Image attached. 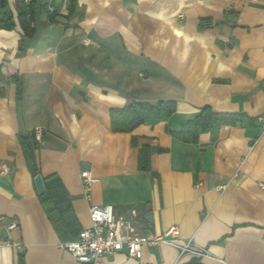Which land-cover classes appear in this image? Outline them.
Masks as SVG:
<instances>
[{
  "label": "crops",
  "instance_id": "1",
  "mask_svg": "<svg viewBox=\"0 0 264 264\" xmlns=\"http://www.w3.org/2000/svg\"><path fill=\"white\" fill-rule=\"evenodd\" d=\"M6 1L15 25L0 28V264H264V0H32L31 35L17 18L25 0ZM201 18L211 26L199 30ZM160 100L176 102L166 121L111 130L110 108ZM205 105L244 117L215 141L168 132ZM37 127L39 172L59 177L80 230L91 205L111 204L117 216L134 209L141 233L177 226L203 254L161 244L139 258L76 260L20 144ZM142 147L150 170L139 168ZM82 163L97 178L89 198Z\"/></svg>",
  "mask_w": 264,
  "mask_h": 264
},
{
  "label": "trees",
  "instance_id": "2",
  "mask_svg": "<svg viewBox=\"0 0 264 264\" xmlns=\"http://www.w3.org/2000/svg\"><path fill=\"white\" fill-rule=\"evenodd\" d=\"M17 18L24 34L31 35L34 31L31 25L33 20L32 1L29 3L21 2L19 4ZM14 25L13 15L7 1L0 0V28L12 29ZM210 26L211 22L208 19H200L199 30ZM175 110L176 102L174 100H160L155 103L133 101L123 107L110 108L111 130L114 132H129L141 124L155 125L166 121ZM243 117L244 114L242 113L216 112L205 105L200 108L194 117L182 123L178 130H169L168 132L173 137L187 143L197 142L201 133H209L211 141H215L221 126L235 125ZM19 140L31 174L33 177L40 174L34 154L36 148L34 133L21 135ZM149 155L150 149L147 147L139 149L138 164L140 169L150 170ZM42 180L45 190L42 194H39V200L55 231L64 241L76 239L80 228L72 214L68 192L59 177L55 174L42 176Z\"/></svg>",
  "mask_w": 264,
  "mask_h": 264
},
{
  "label": "built area",
  "instance_id": "3",
  "mask_svg": "<svg viewBox=\"0 0 264 264\" xmlns=\"http://www.w3.org/2000/svg\"><path fill=\"white\" fill-rule=\"evenodd\" d=\"M32 0H25L29 3ZM258 121L264 126V113L258 117ZM34 138L39 142L42 137V129H34ZM7 172L4 164L1 165V173ZM85 197H90V188L92 183L97 181L88 170L80 171ZM226 184H220L216 187L218 191L224 190ZM137 212L133 209L130 216L115 215L111 204L91 205L89 207L90 225L81 229L76 239L62 243L76 260L80 262H95L105 254L119 252L123 249L130 257L139 258L142 246H158L166 244L175 247L182 255L190 252L194 255H202L203 252L191 246L189 242H179V229L172 225L165 231L157 234L154 232L141 233L134 225L133 218ZM1 219V218H0ZM17 226L15 221L7 225L11 230ZM14 245L18 246L19 242Z\"/></svg>",
  "mask_w": 264,
  "mask_h": 264
},
{
  "label": "water",
  "instance_id": "4",
  "mask_svg": "<svg viewBox=\"0 0 264 264\" xmlns=\"http://www.w3.org/2000/svg\"><path fill=\"white\" fill-rule=\"evenodd\" d=\"M88 167L89 166L86 163L81 164V169H83V170L88 168ZM34 184H35V187H36L38 194H42L44 192L45 188H44V184H43L41 174H37L34 176ZM144 218L148 221H151V212L150 211L145 212Z\"/></svg>",
  "mask_w": 264,
  "mask_h": 264
}]
</instances>
